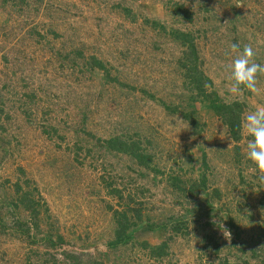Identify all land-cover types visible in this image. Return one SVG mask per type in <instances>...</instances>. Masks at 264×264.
I'll list each match as a JSON object with an SVG mask.
<instances>
[{
    "label": "rangeland",
    "instance_id": "obj_1",
    "mask_svg": "<svg viewBox=\"0 0 264 264\" xmlns=\"http://www.w3.org/2000/svg\"><path fill=\"white\" fill-rule=\"evenodd\" d=\"M233 43L264 65V0H0V264H264Z\"/></svg>",
    "mask_w": 264,
    "mask_h": 264
},
{
    "label": "clouds",
    "instance_id": "obj_2",
    "mask_svg": "<svg viewBox=\"0 0 264 264\" xmlns=\"http://www.w3.org/2000/svg\"><path fill=\"white\" fill-rule=\"evenodd\" d=\"M226 55L233 59L225 67L230 73L228 91L234 96L241 95L244 90L259 94L257 87L258 76H264V65L255 62V51L251 44H246L241 50L236 43L229 45ZM240 128L242 135L247 138L244 156L258 171L257 183L264 185V105L255 106L254 110L245 112ZM223 227V226H222ZM230 236L224 230V236Z\"/></svg>",
    "mask_w": 264,
    "mask_h": 264
},
{
    "label": "trees",
    "instance_id": "obj_3",
    "mask_svg": "<svg viewBox=\"0 0 264 264\" xmlns=\"http://www.w3.org/2000/svg\"><path fill=\"white\" fill-rule=\"evenodd\" d=\"M176 14L178 13L180 17H183L184 21H190L191 15L188 10H185L181 6L176 8ZM173 35L177 36L181 43L185 45L188 53H190L194 57V49L191 44V35L187 32H177L173 31ZM92 64H100L94 57L90 58ZM189 64H192L189 63ZM101 67V66H99ZM189 71L188 68H186ZM190 72V71H189ZM201 79V78H200ZM194 89L199 91V96L201 97L205 105L210 109L216 112L221 121L225 124L230 136L232 139H238V131H239V113L235 109L238 108L236 104L226 105L220 102L214 92L210 91L207 93L200 85H196ZM121 229V228H119ZM116 236H119V232H116ZM158 251H161L162 245L156 248Z\"/></svg>",
    "mask_w": 264,
    "mask_h": 264
}]
</instances>
